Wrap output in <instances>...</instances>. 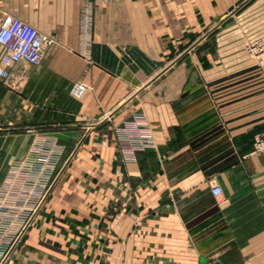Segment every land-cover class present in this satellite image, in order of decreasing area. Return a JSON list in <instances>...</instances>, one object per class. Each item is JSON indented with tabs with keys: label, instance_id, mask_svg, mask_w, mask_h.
<instances>
[{
	"label": "crops",
	"instance_id": "1",
	"mask_svg": "<svg viewBox=\"0 0 264 264\" xmlns=\"http://www.w3.org/2000/svg\"><path fill=\"white\" fill-rule=\"evenodd\" d=\"M7 14L58 42L0 82V190L56 147L3 264H264V158L243 140L264 130L246 49L264 0H0Z\"/></svg>",
	"mask_w": 264,
	"mask_h": 264
},
{
	"label": "built area",
	"instance_id": "2",
	"mask_svg": "<svg viewBox=\"0 0 264 264\" xmlns=\"http://www.w3.org/2000/svg\"><path fill=\"white\" fill-rule=\"evenodd\" d=\"M88 14L86 9L85 19L89 21ZM57 42L56 34L45 33L13 14L5 15L0 22V45L4 49L0 58V82L11 78L12 68L19 62L40 63L46 50ZM246 49L264 68V45L253 42ZM86 91L84 83L76 82L71 87V93L78 98ZM46 145L51 147L46 149ZM46 145L38 146L43 148L28 160L14 164L0 190V264L22 239L44 197L40 187L47 181L48 164L56 150L52 142ZM254 151L264 158V130L255 135ZM211 192L217 198L223 194L218 184L211 186Z\"/></svg>",
	"mask_w": 264,
	"mask_h": 264
},
{
	"label": "rangeland",
	"instance_id": "3",
	"mask_svg": "<svg viewBox=\"0 0 264 264\" xmlns=\"http://www.w3.org/2000/svg\"><path fill=\"white\" fill-rule=\"evenodd\" d=\"M214 127V126H213ZM193 133H191V135H192V138L194 139V140H198V139H201V138H203V137H205V136H211V137H215L216 135V127H214V128H207V129H205V130H195V131H192ZM261 132V131H260ZM260 132H256L253 136L252 135H250V136H248V137H244V139L243 140H250L251 142H253V144H254V139H255V135H257L258 133H260ZM225 142V141H224ZM250 142V143H251ZM47 147H44V148H50L51 146L50 145H46ZM224 148H226L227 146H226V142H225V144H224V146H223ZM40 148H43V147H37L35 150H37L36 151V153H38L39 152V150H40ZM34 150V149H33ZM34 153H35V151H34ZM35 153V154H36ZM34 154V155H35ZM17 162H20V161H17ZM17 162H15V163H13V165L14 164H16ZM13 165L11 166V169H12V167H13ZM50 167H52V159H51V161H50V163L48 164V168H50Z\"/></svg>",
	"mask_w": 264,
	"mask_h": 264
},
{
	"label": "water",
	"instance_id": "4",
	"mask_svg": "<svg viewBox=\"0 0 264 264\" xmlns=\"http://www.w3.org/2000/svg\"><path fill=\"white\" fill-rule=\"evenodd\" d=\"M216 264H218V263H216Z\"/></svg>",
	"mask_w": 264,
	"mask_h": 264
}]
</instances>
